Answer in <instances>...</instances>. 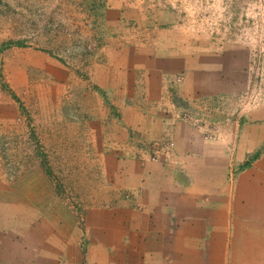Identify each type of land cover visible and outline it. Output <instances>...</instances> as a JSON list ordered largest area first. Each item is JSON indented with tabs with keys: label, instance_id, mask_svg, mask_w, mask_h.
I'll use <instances>...</instances> for the list:
<instances>
[{
	"label": "rangeland",
	"instance_id": "1",
	"mask_svg": "<svg viewBox=\"0 0 264 264\" xmlns=\"http://www.w3.org/2000/svg\"><path fill=\"white\" fill-rule=\"evenodd\" d=\"M122 48L182 49L184 73L197 77L194 95L187 76L161 70L147 135L124 115L137 108L127 85L100 89L107 64L126 80L115 68ZM182 126L233 151L243 132L264 140V0H0V213L22 234L32 227L43 264H140L142 252L160 251L161 218L146 225L116 173L135 149L169 173ZM108 134L125 144L102 147Z\"/></svg>",
	"mask_w": 264,
	"mask_h": 264
},
{
	"label": "crops",
	"instance_id": "2",
	"mask_svg": "<svg viewBox=\"0 0 264 264\" xmlns=\"http://www.w3.org/2000/svg\"><path fill=\"white\" fill-rule=\"evenodd\" d=\"M146 52L122 48L120 53L126 61L123 63L121 56V60L115 62V68L126 80H118L116 71L113 78L111 64L104 69L112 72V77L104 76L100 80L102 90H108L105 85L110 82L112 88H117L119 83L127 85L128 89L124 90L126 97L137 103V108L131 105L124 115L137 119H131L130 127L141 134H144L143 130L147 131V125L144 129L143 124L150 121L154 125V113L159 115L155 109L162 101L165 84L161 70L187 76L182 85L189 86V90H192L195 78L197 80L192 73H184L188 59L184 50H166L158 56L150 53L154 55L152 59H149L150 54L146 56ZM193 65L195 63L189 69ZM137 84L145 85V90L140 92ZM192 93L196 95L198 92ZM161 119L164 120L163 117ZM162 127L164 124L158 132ZM148 131L151 133L152 128ZM252 134L243 132L237 151L236 148L233 151L222 142L203 141L194 129L182 126L180 140L175 143L176 163L165 174L166 170L158 165L143 162V155V160L134 157L136 149L129 152V161L120 159L123 160L122 165L129 166L130 170L123 166L117 169L116 174L130 183L127 188L137 197L144 223L147 225L151 220L161 218V228L166 229L164 235L168 234L162 238L160 251L152 253L148 249L145 254L140 250V264H153V260L160 264H264V140H261L263 136ZM107 136L102 147H122L125 144L112 140L109 134ZM131 142L129 140L126 144ZM257 149H260V155L248 163L247 156ZM109 156H104V159ZM152 179L162 182L153 186ZM4 219L0 213V264H43L42 243L26 237L32 227L23 235L19 227L11 226L8 216L7 223ZM145 239L141 236L142 245ZM147 240L149 244L150 239Z\"/></svg>",
	"mask_w": 264,
	"mask_h": 264
}]
</instances>
